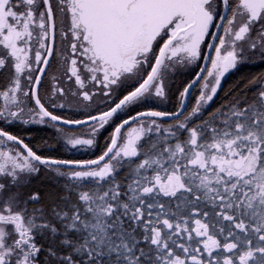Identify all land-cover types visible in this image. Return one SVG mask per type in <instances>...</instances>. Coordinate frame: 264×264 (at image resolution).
Segmentation results:
<instances>
[{
    "label": "flooded vegetation",
    "instance_id": "flooded-vegetation-1",
    "mask_svg": "<svg viewBox=\"0 0 264 264\" xmlns=\"http://www.w3.org/2000/svg\"><path fill=\"white\" fill-rule=\"evenodd\" d=\"M49 1L53 22L46 0H0V234L7 236L0 235V264H39L41 248L34 242L30 217L43 205L39 184L44 179L64 174L70 180L84 173L113 171L117 160L126 162L138 156L140 142L153 126L180 125L199 115L200 109L209 112L212 121L221 109L243 105L239 103L243 93L247 106L254 100L264 111V59L257 66L246 60L264 58V9L258 14L244 0H228L227 20L180 120L167 123L145 118L130 125L115 154L99 167L50 165L93 163L106 154L115 131L126 121L147 112L177 113L186 88L204 66L224 4L209 0L206 10L213 22L197 53L181 52L186 43L181 31L191 23L184 8L174 11L148 50L135 43L121 44L119 57L111 59L102 47L104 39L98 37V29L107 23L98 22L104 13L73 9L72 0ZM120 23L129 27L127 21ZM175 37L147 91L115 116L100 120L146 82L161 50ZM52 38L53 53L48 60ZM218 83L216 96L203 107L202 101L215 94ZM244 85L247 91H240ZM64 123L83 124L71 127ZM122 150L129 151V156Z\"/></svg>",
    "mask_w": 264,
    "mask_h": 264
},
{
    "label": "trees",
    "instance_id": "trees-1",
    "mask_svg": "<svg viewBox=\"0 0 264 264\" xmlns=\"http://www.w3.org/2000/svg\"><path fill=\"white\" fill-rule=\"evenodd\" d=\"M246 86L239 90L247 91ZM230 106L228 122L219 118L220 110L219 121L211 124L210 113L200 109L180 125L153 126L138 156L118 161L98 182L58 177L56 183L40 182L43 205L30 217L41 248L39 264L187 263L189 256L202 257L208 242L221 251L242 248L248 239L259 242L264 184L256 176L235 178L225 170L239 162L244 144L250 150L242 136L257 128L250 118L254 109ZM191 132L199 138L196 147ZM195 151L204 155L206 167L195 163ZM213 158L222 159V166L212 167ZM171 176L180 178L183 189L166 195L157 184ZM197 230L206 234L200 238ZM249 264H264V253Z\"/></svg>",
    "mask_w": 264,
    "mask_h": 264
},
{
    "label": "water",
    "instance_id": "water-1",
    "mask_svg": "<svg viewBox=\"0 0 264 264\" xmlns=\"http://www.w3.org/2000/svg\"><path fill=\"white\" fill-rule=\"evenodd\" d=\"M222 1L224 4V13L209 45L204 66L195 80L186 88L182 106L177 113L164 114L147 112L139 114L126 121L115 131L113 142L106 154L93 163L68 164L49 162V164L56 167L71 169H90L96 166L99 167L106 164L115 154L123 131L130 125L145 118L157 119L167 123L180 120L188 111L193 92L201 82L206 72L222 27L227 20L229 12L228 0ZM72 2L74 3L73 9H98V14L104 13L105 17L98 16V22L105 21L107 23H103L100 26L102 29H98V37L104 39L102 47H105L104 50H108L106 56L111 59L119 57L118 53L121 44L130 46L132 43H135V45H143L145 48L147 47L148 50L161 31L169 24L174 11L177 9L186 8L189 17L191 18V23L181 31V34L184 35L183 38L186 41L184 48L181 49V52L197 53L202 42L209 33L213 22L211 15L206 10L209 0H72ZM46 3L52 21L50 1L46 0ZM244 5H246L248 9H253L252 12L258 11L259 14L261 9H264V0H244ZM118 9H122V12L119 13ZM132 14H134V17H132ZM121 21H127L129 27H126V25L123 26V24L120 23ZM117 22L118 26L116 24ZM176 39L177 37L174 38V41L171 40L161 50L155 67L146 82L136 92L126 97L111 112L101 116L99 118L100 120H106L115 116L126 104L137 99L147 91L162 67L169 48ZM53 45L54 43L52 38L48 60L53 53ZM229 63H231V59L229 60ZM43 70H45V67ZM81 124L83 123H80L79 125ZM64 125L71 127L79 126L78 124L68 123H64ZM135 152V149L132 150V154Z\"/></svg>",
    "mask_w": 264,
    "mask_h": 264
},
{
    "label": "rangeland",
    "instance_id": "rangeland-1",
    "mask_svg": "<svg viewBox=\"0 0 264 264\" xmlns=\"http://www.w3.org/2000/svg\"><path fill=\"white\" fill-rule=\"evenodd\" d=\"M244 58V57H243ZM245 59V58H244ZM264 58L261 57H249L248 59L246 58L247 61H250L252 65H259L262 64ZM259 62V63H258ZM221 81V78L219 79V82ZM264 85V83H262ZM259 85V84H258ZM221 84H217L214 86V95L210 96L209 99L203 103V107L207 106V103H210L212 101V97L216 96L217 91H219ZM213 91V90H212ZM245 95V94H244ZM264 96V93H263ZM245 96H242V98L239 100L240 104H243L244 106H247L245 103L248 101L247 99L245 100ZM207 99V97H206ZM209 101V102H208ZM250 101V100H249ZM235 106V105H234ZM253 106L254 112L250 114L253 117H250L253 120V125L255 126V131L247 135L242 136L243 142L246 143L247 147L250 148V150L245 149V144L243 146L241 153L237 154L239 158V162L233 166L226 167L225 170L228 173V175L233 176L235 178H241V179H248L252 176L258 177V179L264 184V133L261 136L260 133L264 132V117L261 119L259 118V109L260 106L258 103H256L254 100L250 103L248 108ZM232 106L229 108H225V110L220 111V117L219 118H224V121H229L231 116ZM223 115H222V113ZM226 112V114H224ZM217 114V113H216ZM215 114V116H216ZM215 116L214 120L210 121L211 124L215 123V121H219ZM213 119V118H212ZM247 121H244V124L242 123V126H246ZM245 130V128H244ZM246 131V130H245ZM262 131V132H261ZM198 136L191 132V138H190V143L193 147L197 146L198 143ZM125 152V150H122L121 152ZM196 153V162L197 165L201 164L202 167H206V164L203 162L204 160V155L201 153ZM129 156V151L125 152V156ZM244 157L243 160L241 158ZM208 158V157H207ZM121 161V160H117ZM116 161V163H117ZM115 163V167H116ZM212 164V167H221L222 166V159H212L210 161V165ZM115 169V168H114ZM110 174H112V171L109 169H105L102 171H98V173H84L80 177H77V179H82V180H87V182H98V180H102L106 177H108ZM61 179L63 181L69 180L64 174H55V177L53 178H47L50 182L56 183V178ZM73 177H70V180ZM263 179V180H262ZM157 188L165 193L166 195H173L174 193L180 191L183 189V184L178 176H171L169 179H167L164 182H159L157 184ZM259 216L261 219L264 218V210L259 212ZM262 229H264V223L262 225ZM191 230V229H190ZM187 234H189V230H186ZM207 232V231H206ZM195 234H197L198 237L201 238L202 234H206L204 232H200L197 230V233L195 231ZM1 236L7 238L5 234H0ZM2 238H0L1 240ZM0 245H3V243L0 241ZM189 250L193 251V246L191 244L188 245ZM204 253L201 255L202 257H197V256H189L187 263L183 261H177L175 264H249V261L254 260L255 254L256 253H264V231L262 230V234L260 235V241H253L252 239H248L246 242V245L242 248H237L234 245L228 246L225 251L219 250L218 246L215 243L208 242L204 245ZM248 250V257H243L246 256L245 252ZM243 257V258H242Z\"/></svg>",
    "mask_w": 264,
    "mask_h": 264
}]
</instances>
